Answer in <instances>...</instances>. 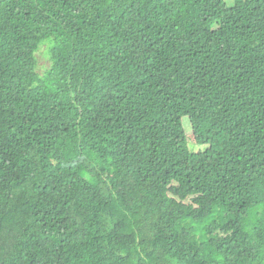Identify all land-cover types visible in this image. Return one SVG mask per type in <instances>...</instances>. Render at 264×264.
Here are the masks:
<instances>
[{"label": "trees", "instance_id": "16d2710c", "mask_svg": "<svg viewBox=\"0 0 264 264\" xmlns=\"http://www.w3.org/2000/svg\"><path fill=\"white\" fill-rule=\"evenodd\" d=\"M211 263L264 264V0H0V264Z\"/></svg>", "mask_w": 264, "mask_h": 264}, {"label": "rangeland", "instance_id": "374dc122", "mask_svg": "<svg viewBox=\"0 0 264 264\" xmlns=\"http://www.w3.org/2000/svg\"><path fill=\"white\" fill-rule=\"evenodd\" d=\"M234 1L235 0H227V2L229 4L234 3ZM38 60H39V64H38L37 70L40 74L43 75L45 68L50 66L49 55L47 54V45H43V47L39 51ZM183 122H184V125H185L186 130H187L191 149L199 151L200 148H203V146H199V145L195 144V137H194L193 132H192V126L190 124L189 118L184 117ZM208 257L211 258V255L209 254Z\"/></svg>", "mask_w": 264, "mask_h": 264}, {"label": "water", "instance_id": "95a60500", "mask_svg": "<svg viewBox=\"0 0 264 264\" xmlns=\"http://www.w3.org/2000/svg\"><path fill=\"white\" fill-rule=\"evenodd\" d=\"M211 264H217V263H211Z\"/></svg>", "mask_w": 264, "mask_h": 264}]
</instances>
